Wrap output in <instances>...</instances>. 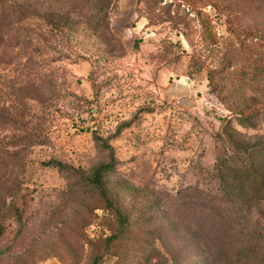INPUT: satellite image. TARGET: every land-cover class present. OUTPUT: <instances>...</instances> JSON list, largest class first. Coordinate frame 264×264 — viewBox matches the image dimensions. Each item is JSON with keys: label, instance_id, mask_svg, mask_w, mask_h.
Segmentation results:
<instances>
[{"label": "rangeland", "instance_id": "374dc122", "mask_svg": "<svg viewBox=\"0 0 264 264\" xmlns=\"http://www.w3.org/2000/svg\"><path fill=\"white\" fill-rule=\"evenodd\" d=\"M209 4L0 1V38L5 24L18 30L0 49L17 54L0 68V264H264V206L240 220L213 170L229 147L224 122L263 134L261 122L238 126L220 96L264 99V19L257 53H236L242 37ZM95 135L114 150L103 183L130 224L109 247L114 217L87 180L42 165L90 177L109 161Z\"/></svg>", "mask_w": 264, "mask_h": 264}, {"label": "trees", "instance_id": "16d2710c", "mask_svg": "<svg viewBox=\"0 0 264 264\" xmlns=\"http://www.w3.org/2000/svg\"><path fill=\"white\" fill-rule=\"evenodd\" d=\"M178 1L190 4L197 0ZM210 5L226 13V20L231 28L229 30L233 31L235 38L242 37L243 41L241 39L236 53H257L256 46L258 44L254 43V40L257 42L259 39V29L255 24L259 19H264V0H210ZM3 17H5V14L1 12L0 21ZM241 24H244L245 28L242 27L248 30H245L247 33L245 35L241 34ZM16 26L4 25L3 35L0 38V49L5 39L18 32L17 29H13ZM237 28L240 29L239 34L237 33ZM207 35V39L212 44H215L216 37L211 34ZM16 39L18 38H12V40ZM244 41L248 43H244ZM19 43L17 42L16 44ZM3 56L4 53H0V68L13 65L17 54L11 50V53L5 54L4 59ZM226 73L234 74L231 70L226 71ZM214 77H216V74L209 73L210 87L213 84ZM256 77L257 74L252 75V78L255 79ZM253 93L256 95L253 94L254 97L249 102L232 101L234 97L230 95L220 96V100L231 113V116L235 118L237 125L249 130H256L258 122L264 124V99L259 101V97L262 95L257 89H254ZM119 133L120 131L117 130L113 137H116ZM220 137L229 146L227 153L217 156L213 169L220 201L228 207L235 208L241 215L240 220L249 223L254 218L255 211L264 206V130L263 134L244 139L241 138V134L238 131L231 127V122L226 121L220 129ZM93 138L101 148L107 150L109 161L95 168L90 177H85L81 169L55 159H50L42 163V165L61 172L77 174L87 180L100 197L104 210L114 217L115 233L105 241L106 246L109 247L128 236L130 224L125 211L113 200L110 190L103 183L104 175L113 171L116 167L114 150L109 144V138L104 139L97 135ZM17 220L19 228L15 239L21 233L23 227L20 216L17 217ZM101 260V256L95 257L92 264H98Z\"/></svg>", "mask_w": 264, "mask_h": 264}, {"label": "water", "instance_id": "95a60500", "mask_svg": "<svg viewBox=\"0 0 264 264\" xmlns=\"http://www.w3.org/2000/svg\"><path fill=\"white\" fill-rule=\"evenodd\" d=\"M135 48H137V47H135Z\"/></svg>", "mask_w": 264, "mask_h": 264}]
</instances>
